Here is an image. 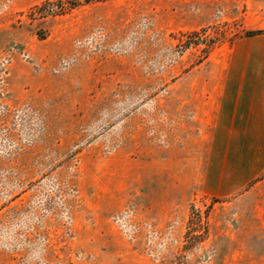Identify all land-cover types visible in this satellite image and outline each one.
Instances as JSON below:
<instances>
[{
    "label": "rangeland",
    "instance_id": "obj_1",
    "mask_svg": "<svg viewBox=\"0 0 264 264\" xmlns=\"http://www.w3.org/2000/svg\"><path fill=\"white\" fill-rule=\"evenodd\" d=\"M57 1L69 0H0V264L84 259L73 247L80 153L89 144L110 152L134 111L163 100L171 79L244 36L264 13V0H106L36 10ZM157 104L147 113L153 120L158 111L163 123ZM216 202L194 199L177 252H167L180 246L176 222L158 227L129 204L110 223L154 264H228V252L210 249V222L233 217L214 210ZM125 212L133 238L114 222ZM206 240L208 251L196 252Z\"/></svg>",
    "mask_w": 264,
    "mask_h": 264
},
{
    "label": "crops",
    "instance_id": "obj_2",
    "mask_svg": "<svg viewBox=\"0 0 264 264\" xmlns=\"http://www.w3.org/2000/svg\"><path fill=\"white\" fill-rule=\"evenodd\" d=\"M259 30L171 79L163 100L141 105L118 129L110 152L89 144L80 153L73 247L84 259L75 264H154L110 223L129 204L158 227L176 222L180 246L167 252H177L199 198L233 214L210 222L212 252H228V264H264V13L247 31ZM153 103L163 123L158 111L149 117Z\"/></svg>",
    "mask_w": 264,
    "mask_h": 264
},
{
    "label": "trees",
    "instance_id": "obj_3",
    "mask_svg": "<svg viewBox=\"0 0 264 264\" xmlns=\"http://www.w3.org/2000/svg\"><path fill=\"white\" fill-rule=\"evenodd\" d=\"M106 0H69V1H57L55 4H52L50 2H45L44 4H42L39 7H36V10H42L44 8H48L50 5H53L56 7V9L60 10V11H70L73 9H76L80 6H85L91 3H95V2H104ZM263 31L259 30V31H247L244 33V36L246 37H250V36H255L258 34H261ZM185 43H187V45L189 44L188 41H186ZM214 44V42H211ZM186 45V44H185Z\"/></svg>",
    "mask_w": 264,
    "mask_h": 264
},
{
    "label": "built area",
    "instance_id": "obj_4",
    "mask_svg": "<svg viewBox=\"0 0 264 264\" xmlns=\"http://www.w3.org/2000/svg\"><path fill=\"white\" fill-rule=\"evenodd\" d=\"M128 212H125L124 214L120 215V216H116L114 218V222L115 224L121 228V230L123 231V233L131 238H133V232L134 230H136V227L134 225L131 224H127L129 217H128ZM130 214V213H129ZM153 233V232H152ZM152 237L155 238V235H152Z\"/></svg>",
    "mask_w": 264,
    "mask_h": 264
}]
</instances>
